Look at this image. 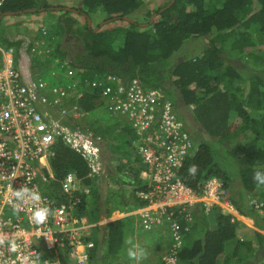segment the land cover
Wrapping results in <instances>:
<instances>
[{
  "label": "trees",
  "instance_id": "1",
  "mask_svg": "<svg viewBox=\"0 0 264 264\" xmlns=\"http://www.w3.org/2000/svg\"><path fill=\"white\" fill-rule=\"evenodd\" d=\"M142 3L143 0H80L77 6L68 8L52 6L46 0H3L0 26L7 15L45 13L48 18L44 29L37 24L32 30H24L33 34L29 41L25 32L9 38L3 27L0 46L13 47L19 56L20 51L39 40L43 45L38 48L45 53L36 54L32 60L45 72H74L82 85L108 74L126 81L137 78L146 90H157L189 126L194 144L193 154L177 172L179 179L200 192L207 179L218 177L224 188L222 200L238 214L251 218L258 229L244 232L241 221L218 207L208 211L201 205L186 206L185 210L168 208L174 210L182 234L178 264H264V234L260 232H264V217L255 208V203L264 208V185L253 180L254 170H264V0H167L140 16L147 18L142 19L144 24L136 17ZM73 14L82 17L81 27L75 25ZM50 18L53 23H49ZM88 18L93 25H87ZM96 19L101 23L94 26ZM70 34L81 43L79 52H73L65 42ZM193 41L199 49L191 54L181 51ZM66 61V65H59ZM101 96L102 87L87 86L81 97L68 101L85 116L88 130L92 125L97 130L93 134L115 141L107 144L114 158L118 157L112 163L116 165L113 169L125 176L129 182L122 181L123 184L133 189L129 203H110L108 198L104 208L96 204L91 212L86 211L82 198L77 213L88 212L95 221L102 217V209L107 217L114 208L129 210L147 204L136 196V191L143 188L139 176L143 165L137 155L135 166L130 165V156L121 162L125 158L122 145L135 150L133 141L137 135L128 127L126 118L107 111ZM49 165L55 179L54 186L45 192L48 195L61 197L59 183L68 172L91 183L85 160L61 140L54 145ZM193 165L194 175L189 172ZM97 192L99 189L93 188L92 193ZM186 215L190 218L185 219ZM119 220L98 229L91 250L97 264H101L102 246L109 254L121 248L129 225L122 227ZM41 257L47 254L42 252Z\"/></svg>",
  "mask_w": 264,
  "mask_h": 264
},
{
  "label": "built area",
  "instance_id": "2",
  "mask_svg": "<svg viewBox=\"0 0 264 264\" xmlns=\"http://www.w3.org/2000/svg\"><path fill=\"white\" fill-rule=\"evenodd\" d=\"M2 55L0 240L3 243H0V264H89L93 259L94 241L90 236L93 225L85 215L77 213L80 200L90 192L89 187L83 186L79 191V179L69 172L61 181V197L57 198L59 196L45 193L47 178L39 171L53 155L52 146L58 137L83 156L91 172L97 171L98 138L89 132L70 131L65 125L66 110L56 104L63 97H70V92H74L75 97L82 96L87 86L102 87L101 97L107 111L126 118L137 135L133 146L143 165L141 175L145 189L138 191L136 196L147 204L128 214L138 216L143 230L167 225V241L152 254L155 260L146 264H178L182 234L174 210L168 208L185 210L186 206L200 202L208 210L219 203L224 188L221 180L212 177L197 194L179 179L177 172L183 160L194 151V146L171 102L161 99L157 90H146L137 78L126 81L109 74L82 85L74 72L68 71L63 74L66 81L61 87L52 85L48 89L47 81L36 67L33 79L26 84L18 69L12 66L13 50L10 48ZM50 74L57 76L55 71ZM22 187L38 194L40 199L33 200L30 195L17 199L13 194ZM226 205L230 212L232 205L228 202ZM36 207L49 209L42 224L32 220ZM255 208L264 217L262 204L255 203ZM42 252L47 257L42 258Z\"/></svg>",
  "mask_w": 264,
  "mask_h": 264
},
{
  "label": "rangeland",
  "instance_id": "3",
  "mask_svg": "<svg viewBox=\"0 0 264 264\" xmlns=\"http://www.w3.org/2000/svg\"><path fill=\"white\" fill-rule=\"evenodd\" d=\"M49 4H51L52 6H62V7H69V8H73L75 6H77V4H79L80 0H46ZM167 0H143V3H142V6H141V9L140 11L134 15L137 17V19H144V16L143 17H140L142 16L143 14H145V12L149 11L151 12L154 8H156L158 5L162 4L163 2H166ZM75 20L77 21L76 22V26L77 27H81L83 25V19L82 17L76 15V14H73ZM46 17L48 18V14H46ZM44 22L45 21V18L43 19ZM49 23H53L54 20L53 19H49L48 20ZM19 23H22L21 21H19L18 19H14V18H10V16H6L4 17V22H3V27L4 28H7L5 30H7L6 33H9V34H12L15 32V28H18ZM39 23V20L35 21V22H32V24H30L29 22V25H27L26 23H23L24 25H21L22 28H28V26H30L29 30H32L34 28H36V25ZM99 23H101V20L99 21L98 19H96L94 21V26H97ZM142 23L144 24L145 21H142ZM90 25H93L92 23ZM33 35V34H31ZM74 34H70V35H67V37L65 38V42L67 44H70L72 46V49H73V52H79L81 50V43L79 41H77L74 37ZM43 41V40H42ZM196 41H193V42H189L187 44V46H183L181 51H184L185 53L188 52V53H193V51L198 48L197 45L195 44ZM199 49V48H198ZM183 56L181 55L179 58H182ZM53 71L55 72H58L60 73L59 71H56L54 69H52ZM42 78L44 80H46L48 83L50 82H54V76H52L50 74L49 71L45 72L43 75H42ZM57 80H58V76H56ZM49 96V95H47ZM102 112V114L105 115V111L104 110H100ZM75 111L73 110V112L70 113V116L68 118H73L75 116ZM99 119H107V118H102V117H99ZM109 119V118H108ZM110 121V119H109ZM75 123L77 124L78 126V129H77V132L80 133L81 132V129L83 127L85 128H89L88 124H87V119L85 118V116L83 114H79L75 120ZM128 123V122H127ZM69 126L71 128H73V123L72 122H68ZM128 127L130 128L131 125L130 123L127 124ZM131 129V128H130ZM95 131H97L95 128H93L92 125H90V132L91 134L95 133ZM132 133H133V130L131 129ZM105 139H108L107 141H103L98 143L99 146H102V151L104 149V155L103 157H101L102 159L100 160L101 163H102V168H103V177L104 179L106 180L105 181V184H103V188H102V191H101V198H103V200L105 199H108L110 198V200H108L110 203L111 201L114 202V203H120L121 201H124V202H130V199H129V195H130V191L133 189L132 187H128L129 185H125L123 184V182H129V180L126 178L125 179V176L122 177L121 174L117 173L115 171V168L113 169V167H116L115 164H112L115 160H118V157L117 159L114 158V153H112L110 151V149L106 146H104L105 143L107 144H110V145H113L115 143V141L110 138H108L107 136H104ZM135 139L137 140V138L135 137ZM106 148V149H105ZM113 150V149H112ZM123 150V151H122ZM122 152L125 154V158H123V160L121 159V162H125V160H127V156H130L131 157V166H135V155H137L136 151L131 147H124L123 148V145H122ZM114 152L118 151L116 149L113 150ZM118 153V152H117ZM109 173V175H108ZM115 178V181L111 182L110 180ZM119 178V179H118ZM119 181L118 182H116ZM123 181V182H122ZM107 184V185H106ZM107 186V187H106ZM109 186V187H108ZM106 188L108 189V192L106 191ZM127 190V192L125 191ZM115 192H119V195L121 197H119V195H115L113 196L112 193L114 194ZM113 196V198H111ZM91 198L90 197L88 199V202H87V207H88V212H91L92 209L94 207H91ZM103 205V204H102ZM101 205V206H102ZM108 206V205H107ZM225 206L227 207V205H224L222 204V207H223V211L226 212L228 209L225 208ZM104 208V206H102ZM109 207V206H108ZM135 209L134 207H131L129 210H125V209H112L111 212L109 213V216H105V209H102V217L99 218L100 221L98 222H95V218L88 212H86L87 214L85 215L86 218L88 219V222L93 225L92 228H91V239L93 240H96V237H97V232H98V229L102 226V225H105L107 224L108 222H111V221H114V220H119V224L122 226V227H125L129 225V232L126 233V235L124 236V239H123V244L121 246V248L116 252V253H113V254H109L106 252L105 248L102 246L101 247V251H102V259H100V262L101 264H146V263H150L149 261L155 260V257L154 255H151L149 254V252L152 250V249H161L164 245V242L167 241L165 238H166V235H167V225L163 224L160 228H157V229H154V230H151V231H148V230H143L141 229V225L139 223V219H138V216L137 215H130L128 214L131 210ZM235 216V215H234ZM237 219L241 220V222L244 224L245 228H244V232H254V231H258V229L256 228V226L254 225V222L253 220L249 219V218H242V217H237ZM210 224L212 222V217L210 216L209 218V221H208ZM254 226V227H253ZM262 234H264V232L260 231ZM165 234V235H163ZM136 246L137 250H139L141 252V257L139 260H133V259H130L127 255V249L131 246ZM98 260H96L95 258H93L89 264H97Z\"/></svg>",
  "mask_w": 264,
  "mask_h": 264
},
{
  "label": "clouds",
  "instance_id": "4",
  "mask_svg": "<svg viewBox=\"0 0 264 264\" xmlns=\"http://www.w3.org/2000/svg\"><path fill=\"white\" fill-rule=\"evenodd\" d=\"M69 8V7H68ZM40 14V13H39ZM41 14H44L45 16H46V14L45 13H41ZM7 16H13V15H7ZM19 16V15H18ZM3 19H4V17H3ZM46 19V18H45ZM89 19V18H88ZM90 20V19H89ZM43 23H46V22H44L43 20H39V25L44 29L46 26H44V24ZM90 24H91V20H90ZM42 45H43V43L42 42H40L39 40H36L34 43H32V45H31V47L29 48V49H26V50H24L26 53H28V54H30L31 55V62H32V64H31V68H32V70H31V72H33V68H36V66H35V62L32 60L33 59V57L36 55V54H39V55H42V54H44L45 52H43V49L42 48H38L39 46H41L42 47ZM0 48H2V47H0ZM12 49L13 50V57H14V62H13V67L14 68H16L15 66H14V64H15V57H16V55H15V50H14V48L13 47H9V48H6V49H4V48H2V49H0V57H1V59H0V67L3 65L2 64V62H3V55H2V52H5V51H7V50H9V49ZM33 49H35V52L34 51H32ZM23 51V50H22ZM21 52V51H20ZM38 55V56H39ZM19 56H20V54H19ZM66 63H67V61L66 62H61V63H59V65H61V66H63V65H66ZM17 69V68H16ZM40 71H41V73H42V75L45 73V69H43L42 70V68H38ZM51 71H53V70H51ZM51 71H49V72H51ZM56 74H57V76H58V80H57V78H54L55 80H54V82H50V83H48L47 82V88L49 89V87L50 86H52V85H57V86H62L64 83H65V81H66V77L63 75L64 73L63 72H61V73H58V72H56ZM41 75V76H42ZM60 75L62 76V77H60ZM63 81V82H62ZM62 82V83H61ZM48 89H46V92H48ZM74 92H70V97H66V98H62L60 101H58L56 104L57 105H60L61 106V108L62 109H64V110H66V118H65V125H66V127L68 128V129H70V131H77V129H78V126H77V124L75 123V120H76V118H77V116L79 115V114H81L82 112H80V111H78V107H76L75 105H73L72 103H70V101L71 100H75V99H77L78 97H75L74 96V94H73ZM81 97V96H80ZM48 99H50V97H48ZM55 99H57V98H55ZM54 99V100H55ZM68 100H70V101H68ZM49 101H51V100H49ZM48 101V104H50L51 102H49ZM53 101V100H52ZM192 107V106H191ZM73 110L76 112L75 113V116L73 117V118H68L69 116H70V113L71 112H73ZM186 119V118H185ZM182 121H183V123H184V125H185V128H186V130H187V132H188V134L190 133V128H189V126L188 125H186V123H185V121L182 119ZM68 122H72L73 123V128H70L69 127V124H68ZM90 133V135H92V136H96L95 134H91V132H90V130H88L87 128H85V127H83L82 129H81V133H83V134H87V133ZM189 136H190V134H189ZM137 138V137H136ZM190 139H191V137H190ZM58 140H61V142L62 143H64L65 145H67V146H69L67 143H65V142H63V140H62V138L61 137H58L56 140H55V142H54V144H53V146H52V151H53V155H54V145H55V143L58 141ZM100 140H101V138H98V140H96V146H97V148H98V143L100 142ZM135 141V140H134ZM133 141V142H134ZM191 141H192V139H191ZM192 144H193V141H192ZM193 146H194V144H193ZM70 148H72L71 146H69ZM73 149V148H72ZM75 150V149H74ZM76 151V150H75ZM98 151H99V149H98ZM77 152V151H76ZM194 152V151H193ZM193 152L190 154V155H188L187 157H189V156H191L192 154H193ZM79 153V152H78ZM80 154V153H79ZM52 155V156H53ZM81 155V154H80ZM51 156V157H52ZM82 156V155H81ZM50 157V158H51ZM186 157V158H187ZM50 158H49V160H50ZM82 158H83V156H82ZM138 158V157H137ZM185 158V159H186ZM84 159V158H83ZM184 159V160H185ZM49 160H48V162L45 164V165H43L40 169H39V171L43 174V175H45L46 176V178H47V181H46V189H45V192L47 191V190H49V189H51L54 185H53V183H52V181H54V179H55V177H54V175H53V173H52V170H51V168H50V165H49ZM85 160V159H84ZM184 160H183V162H184ZM85 162H86V164H87V161L85 160ZM182 162V163H183ZM88 165V164H87ZM182 165V164H181ZM97 166H98V168H97V171L96 172H91L92 170H91V168H90V170H89V173H88V175H87V177H89V178H91V183H85L84 181H83V179L82 178H79V177H77V175L76 174H74L73 172H71V173H73L78 179H79V191H81L82 190V187L83 186H87V187H89V189H90V192H89V194L88 195H86V196H84V199H85V207L87 208V210L86 211H88V207H87V202H88V199L93 195V193H92V191H93V188H96V191L99 189V188H101V187H103V186H101V184H105V179H104V177H103V168H102V164L100 163V156H99V159H98V164H97ZM181 167V166H180ZM180 169V168H179ZM142 171V170H141ZM195 171H196V168H195V166L193 165V166H190V168H189V172L191 173V174H195ZM69 173V172H68ZM125 173L127 174V171L125 170ZM67 174V173H66ZM66 174H65V176H66ZM140 178H141V180H142V184L140 185V187H143V188H141L140 190H142V189H145V183H144V178L142 177V175H141V172H140ZM212 177H216V176H212ZM212 177H210V178H212ZM216 178H218V177H216ZM64 179V177L60 180V189L62 190V188H61V181ZM96 179H99L98 180V183H95V181H96ZM219 179V178H218ZM220 180V179H219ZM253 180L258 184V185H264V170H259V169H257V170H254V172H253ZM185 184V183H184ZM107 185V184H106ZM186 185V184H185ZM188 186V185H187ZM189 187V186H188ZM135 188V187H134ZM191 188V187H190ZM192 189V188H191ZM140 190H138V191H140ZM193 190V189H192ZM138 191H136V194H137V192ZM59 192H61V191H59ZM196 192V191H195ZM200 192H201V190H200ZM200 192H196L197 194H199ZM17 199H20V200H22L26 195H30L31 196V198L33 199V200H39L40 199V197H39V195L38 194H36V193H30L29 192V190L26 188V187H22V188H20L19 190H17V191H15L14 192V194H13ZM226 203H227V201H223L222 200V198H221V200L219 201V203H216V204H213L212 205V207H210L208 210H210L211 208H213V207H218V208H220L221 209V211L222 212H224L223 210V207H222V204H224V205H226ZM229 203V202H228ZM200 205L202 206V208L205 210V207L200 203V202H195V203H193V204H191L190 206H192V207H194V208H199L200 207ZM225 208H226V206H225ZM233 208V207H232ZM135 210V209H134ZM208 210H205V211H208ZM257 210V209H256ZM131 211H133V210H131ZM230 212L229 213H231L236 219H237V217L239 216V217H242V218H244L245 216H242V215H240V214H238V212L233 208L232 210H229ZM226 212H228V211H226ZM226 212H224V213H226ZM257 212H258V210H257ZM258 214L260 215V213L258 212ZM48 215H49V209H48V207H36L35 209H34V211L32 212V220H33V222L34 223H36V224H42L45 220H46V218L48 217ZM246 218H248V217H246ZM249 219H251V218H249ZM239 220V219H238ZM252 220V219H251ZM98 221H100V220H98ZM98 221H95V222H98ZM239 221H241V220H239ZM254 222V221H253ZM254 227V226H253ZM91 236V235H90ZM94 241V240H93ZM0 243H3V240H0ZM13 247H14V245H13ZM158 249H152L150 252H149V254L152 256V254L155 252V251H157ZM127 255H128V257L130 258V259H133V260H139L140 259V257H141V252L139 251V250H137V248H136V246H131V247H129L128 249H127Z\"/></svg>",
  "mask_w": 264,
  "mask_h": 264
},
{
  "label": "crops",
  "instance_id": "5",
  "mask_svg": "<svg viewBox=\"0 0 264 264\" xmlns=\"http://www.w3.org/2000/svg\"><path fill=\"white\" fill-rule=\"evenodd\" d=\"M10 18L12 19V18H16V19H18L19 21H21L22 22V25H24L23 23H26L27 25H29V22H30V24H32V22H35V21H37V20H43L44 18H46V16L44 15V14H28V15H19V16H10ZM3 22H4V20H3ZM30 26H28V29H30L29 28ZM0 28H1V30H0V33H2L3 32V23H1V26H0ZM8 30V29H7ZM6 30V31H7ZM24 30H26V28H22L21 26L19 27V28H15V32L14 33H12V34H7L8 36H9V38H13V37H19L20 35H23V34H25V33H27L26 31H24ZM5 31V32H6ZM4 32V33H5ZM25 32V33H24ZM31 38H33V36H31V34L29 33H27L26 34V39L29 41V39H31ZM2 40V39H1ZM26 40V41H27ZM28 41H27V43H28ZM0 47H2V46H0ZM0 49H2V48H0ZM31 64H32V62H31V55L30 54H28V53H26L25 51H21L20 52V56H16L15 57V64H14V66L18 69V71H19V73H20V75H21V77H22V80L24 81V83H26V84H30V82H31V80L33 79V74H32V72H31V70H32V68H31ZM38 68V67H37ZM70 127V126H69ZM71 128V127H70ZM96 138H100V136L99 135H96L95 136ZM108 139H102L101 138V142H103V141H107ZM104 146L106 147L107 146V143H105L104 144ZM98 149H99V156H100V160L102 159L101 157H103V155H104V149H103V151H102V146H98ZM106 149V148H105ZM100 163H101V161H100ZM102 164V163H101ZM108 175H109V173H108ZM103 184H101V186H102ZM102 188L103 187H101V190H100V188H99V192H97V194H93L91 197V207H94L96 204H99V205H102L103 203H104V200H103V198H101V191H102ZM107 189V188H106ZM99 193V194H98ZM98 205V206H99Z\"/></svg>",
  "mask_w": 264,
  "mask_h": 264
},
{
  "label": "water",
  "instance_id": "6",
  "mask_svg": "<svg viewBox=\"0 0 264 264\" xmlns=\"http://www.w3.org/2000/svg\"><path fill=\"white\" fill-rule=\"evenodd\" d=\"M87 25L89 26L90 25V20L89 19H87ZM37 242L35 241V244H36Z\"/></svg>",
  "mask_w": 264,
  "mask_h": 264
}]
</instances>
